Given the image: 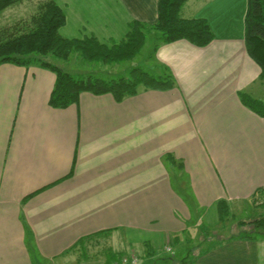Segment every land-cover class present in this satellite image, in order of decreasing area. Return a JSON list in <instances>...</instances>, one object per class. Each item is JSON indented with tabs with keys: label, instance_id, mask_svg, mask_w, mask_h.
I'll return each instance as SVG.
<instances>
[{
	"label": "crops",
	"instance_id": "crops-1",
	"mask_svg": "<svg viewBox=\"0 0 264 264\" xmlns=\"http://www.w3.org/2000/svg\"><path fill=\"white\" fill-rule=\"evenodd\" d=\"M53 1L66 14L63 37L105 44L159 16V0ZM247 9L248 0H189L182 17L207 20L214 41L161 45L154 67L177 86L120 103L84 92L56 109L55 73L0 66V264H66L80 239L106 232L128 241L120 263L135 252L148 264L149 248L201 242L200 223L211 214L219 224L221 202L238 221H252L236 216L249 207L264 216V117L240 98L262 100L264 87L245 42ZM200 250L196 264H264L263 238Z\"/></svg>",
	"mask_w": 264,
	"mask_h": 264
},
{
	"label": "trees",
	"instance_id": "trees-1",
	"mask_svg": "<svg viewBox=\"0 0 264 264\" xmlns=\"http://www.w3.org/2000/svg\"><path fill=\"white\" fill-rule=\"evenodd\" d=\"M23 1L0 0V16L10 7L21 4ZM188 1L159 0V16L154 25L134 21L129 25L128 32L122 41L105 44L95 36L84 39L63 37L60 29L66 24V14L55 1L46 0L38 6V12L31 17L30 21L25 23L24 30L10 35L8 32L11 28L1 31L4 35L0 33V66L7 63L25 68L36 66L55 73L56 83L49 105L56 109H66L76 104L84 92L97 96L111 94L120 103L125 98L138 94L140 87L162 92L173 90L177 82L166 66L157 64L156 68L152 67L153 70L138 66L132 68L126 77L105 80L92 76H75L51 62L49 57L68 60L73 54H79L86 62L105 65L132 61L145 48L146 30L154 32L158 39L152 50L153 60L158 48L163 44L186 40L197 47H206L214 41L215 35L207 20L182 17V11ZM15 25L12 26V30ZM245 25L247 51L260 66V80L264 83V0H248ZM240 98L247 108L264 117V112L256 108V105L261 104V100L247 93H241ZM218 211L222 213L220 221H229L231 210L227 203L221 202ZM236 223L237 229L242 232L240 239H264V216L255 221H237ZM99 234L102 237L109 233ZM97 238L99 236L92 235L80 239L72 249ZM191 249L192 247L189 246L181 250V254L185 250L187 255L178 259L179 252L174 250L170 252L166 248L165 251H160L156 255V252L149 248L152 256L148 264H196L202 256V250L190 259L188 255ZM210 249L203 251L205 253ZM116 259L117 254L111 256L108 264H120V260L116 261Z\"/></svg>",
	"mask_w": 264,
	"mask_h": 264
},
{
	"label": "rangeland",
	"instance_id": "rangeland-1",
	"mask_svg": "<svg viewBox=\"0 0 264 264\" xmlns=\"http://www.w3.org/2000/svg\"><path fill=\"white\" fill-rule=\"evenodd\" d=\"M44 1L46 0H24L21 4L10 7L11 9L9 8L10 10L7 11L4 16H0V33L2 34V30L10 28L11 29L9 30L8 35L16 33L19 30H24L25 23H28L31 17L38 12V6ZM13 25L15 26L12 30ZM145 32L147 35L145 48L142 53L132 61L105 65L101 63L86 62L79 54H73L68 60H61L55 57H49V60L54 64L61 66L75 76H92L94 78H103L105 80L126 77L132 68H136L138 66L153 70L152 67L155 66V62L151 55L153 46L158 41V39L154 32H150V30H146ZM262 84L264 83L262 82ZM141 88L144 87H140L139 90ZM260 94L262 95L263 99L260 101L261 104L256 105V108L264 112V87L260 88ZM258 213L259 211L249 207L247 210L243 211L241 215L236 216L238 219L243 218L245 220L250 219L255 221L261 217H257ZM221 214L218 213L219 220H221ZM237 221L238 220L231 212L229 221H219L220 223L217 224L211 219V214H209L204 224L202 225V223H200V226H202L200 228L202 233V241L198 242V240L191 243L188 241L185 242V245L192 247L188 255L189 258H193V256L197 254L200 249H205L214 243H218L220 239L240 236L242 232L237 229ZM113 236L107 235L104 237H99L87 242L83 246H77L76 248L71 249L65 255L66 264H107L106 261H108V259L115 254H117L116 261L121 260L122 254L124 253L121 254L120 251L124 249L126 242L128 243V241L126 238H123V235H120V239L118 236ZM168 248L173 249L171 246H168ZM181 250L182 249L180 248L176 250L177 253L179 252L177 254L178 259L187 255L185 250L183 254H181ZM134 254L137 255L135 252H130L128 253L127 257H132L131 255ZM113 261H115L114 258ZM57 262L62 264L61 260H55L54 264H58Z\"/></svg>",
	"mask_w": 264,
	"mask_h": 264
},
{
	"label": "built area",
	"instance_id": "built-area-1",
	"mask_svg": "<svg viewBox=\"0 0 264 264\" xmlns=\"http://www.w3.org/2000/svg\"><path fill=\"white\" fill-rule=\"evenodd\" d=\"M167 250L168 251H170V252H172V249L171 248H168L167 247ZM132 257H125V258H123V261H122V263L123 264H140V257L138 256V255H131Z\"/></svg>",
	"mask_w": 264,
	"mask_h": 264
}]
</instances>
